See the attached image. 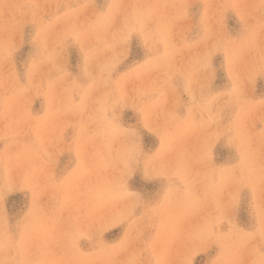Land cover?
<instances>
[{
    "label": "rangeland",
    "instance_id": "1",
    "mask_svg": "<svg viewBox=\"0 0 264 264\" xmlns=\"http://www.w3.org/2000/svg\"><path fill=\"white\" fill-rule=\"evenodd\" d=\"M0 264H264V0H0Z\"/></svg>",
    "mask_w": 264,
    "mask_h": 264
}]
</instances>
